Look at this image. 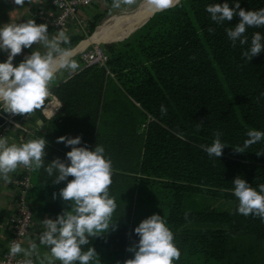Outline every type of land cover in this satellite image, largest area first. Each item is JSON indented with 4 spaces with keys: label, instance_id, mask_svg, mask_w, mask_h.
Listing matches in <instances>:
<instances>
[{
    "label": "trees",
    "instance_id": "trees-1",
    "mask_svg": "<svg viewBox=\"0 0 264 264\" xmlns=\"http://www.w3.org/2000/svg\"><path fill=\"white\" fill-rule=\"evenodd\" d=\"M225 2L264 9V0H180L156 12L124 42L105 44L106 66H84L52 88L62 106L48 122L45 166L57 157L66 160L71 146L58 143L61 136H80L77 146L90 150L103 145L113 165L110 196L117 209L110 229L82 246L96 249L91 264L133 258L128 249L140 239L135 228L157 213L181 250L174 264H264V220L239 214L233 194L237 176L257 190L264 183V155H257L264 140L235 151L248 130L264 131V51L251 61L243 56L253 34L264 35V27L247 28L248 44L233 46L226 29L240 17L217 25L206 11L209 4ZM69 37L70 45L62 46L72 49L83 35ZM217 132L227 145L221 157H209L201 145L213 143ZM34 172L37 181L53 183L43 168ZM203 194L230 199L234 207H185L187 199ZM70 207L60 198L55 218ZM214 226L219 228L209 229Z\"/></svg>",
    "mask_w": 264,
    "mask_h": 264
},
{
    "label": "clouds",
    "instance_id": "clouds-1",
    "mask_svg": "<svg viewBox=\"0 0 264 264\" xmlns=\"http://www.w3.org/2000/svg\"><path fill=\"white\" fill-rule=\"evenodd\" d=\"M23 4L24 0H15ZM33 2V0H31ZM136 0H113V7L133 5ZM151 11L161 12L176 7L180 0H147ZM231 7L228 2L209 4L206 11L217 25L231 21L235 16L240 21L234 27L226 29L233 46L237 42L241 46L248 44L247 28L264 27V9L258 11L241 8L240 2ZM214 32V28L209 29ZM69 35L64 30L50 35L48 24L37 23L35 19L19 24L0 26V50L8 54L6 61L0 62V110L12 114H34L45 107V101L51 95L50 88L61 70L75 71L78 63L72 59L73 50L62 45H70ZM40 45L44 51L33 50L18 66L14 58L23 49ZM264 51V35L257 31L251 38V44L243 56L251 61L253 57ZM161 115L167 114V108L161 105ZM17 127L19 124L16 125ZM200 126L197 125V128ZM217 132L213 143L201 145L209 157H221L227 143L220 139ZM242 146H236L235 151L245 152L252 145L264 140V131L250 129ZM183 139V135H180ZM82 137L61 136L58 143L71 146L66 154V160L59 157L45 166L47 155V140L43 137L30 139L17 144L9 143L6 137L0 136V179L11 181V173L23 167L32 171L43 168L52 182L59 184L68 181L58 195L70 209L58 215L57 218H46L42 221L43 231L39 235L40 245L50 249V255L40 260V264H91L96 258L94 247L86 251L82 246L89 244V237H99L106 233L113 224V216L117 209L116 201L110 196V186L113 183V165L105 155L103 145H96L90 150L81 144ZM257 155H264L258 151ZM69 177L73 179L68 180ZM233 194L238 199V213L244 216L254 215L264 220V183L259 190L252 187L244 178L237 176L233 180ZM57 194H53L55 199ZM140 237L137 244L128 249L134 253L133 258L124 264H174L181 257V250L174 242V233L160 214H153L144 219L136 228ZM31 251H37V245H30ZM24 251L20 243L10 245V253L15 255ZM30 254V253H29ZM31 264V261H29Z\"/></svg>",
    "mask_w": 264,
    "mask_h": 264
},
{
    "label": "crops",
    "instance_id": "crops-1",
    "mask_svg": "<svg viewBox=\"0 0 264 264\" xmlns=\"http://www.w3.org/2000/svg\"><path fill=\"white\" fill-rule=\"evenodd\" d=\"M108 3V0H102L86 9L85 16L88 19V24L92 22V20H94L97 14L103 12L105 5H107ZM54 13L55 12L49 0H33V2H31V0H24L23 4H17L15 0H0V26H3L5 24H19L30 19H35L37 23L48 24L50 35H54L57 33V31H55V29L51 25V16H53ZM66 33L69 36L82 34L69 32ZM93 34H91L90 36H92ZM89 46L90 45H88L83 51H85ZM33 50H40L41 52L44 51V49L40 45H33L32 48H25L23 49L21 54L17 55L14 58V65L18 66L26 56L31 55ZM77 54L73 55V57ZM7 58L8 54L0 50V62L6 61ZM77 63L79 65L77 70H61L59 73H57L56 79L50 88L51 95L45 101V107L43 109L37 110L34 114L31 115L15 114V117L12 120L13 122L7 125L6 133L4 136L8 139V142L10 144L13 142L20 144L23 142H27L30 139H37L41 137L46 139V135L48 134L47 131L49 128L48 122L56 116L62 106L58 97L54 93H52L51 90L54 86L68 80L72 75H74L84 67L83 63ZM52 108H54L53 112ZM17 124H19L18 127L16 126ZM61 151L64 152L62 149ZM20 169L21 168L17 169L16 172L10 174V182H5L0 179V253L4 251L8 246L9 231L7 220L12 213L14 200L12 179L20 173ZM36 176L37 175L33 171L32 186L29 194L31 197L30 200L35 207V221L36 224L40 226L41 233L43 231L42 221L46 218L55 219L56 216L53 210L54 205L60 199L58 193L61 188L66 186L68 181H66V183L59 184L39 182L36 180ZM54 193L57 194V197L55 199L53 198ZM40 233L38 234V236L40 235ZM38 236L36 237L34 242L37 245L36 258L38 263L40 264L41 259H43L46 255H50V249H48L46 246L40 245V243H36ZM58 262L59 261H56L55 264H57Z\"/></svg>",
    "mask_w": 264,
    "mask_h": 264
},
{
    "label": "built area",
    "instance_id": "built-area-1",
    "mask_svg": "<svg viewBox=\"0 0 264 264\" xmlns=\"http://www.w3.org/2000/svg\"><path fill=\"white\" fill-rule=\"evenodd\" d=\"M54 10L51 16V25L55 31L64 30L69 33H82L88 28V19L85 16L87 8L102 0H49ZM109 60L107 51L96 46L84 57L83 65L97 64L106 66ZM15 114L3 115V122L0 123V136L4 137L6 127L12 123ZM33 171L21 167L20 173L12 179L14 189L13 210L7 220L8 246L0 253V264H39L36 252H32L30 245L41 229L35 221V207L29 198V191L32 186ZM20 243L22 248L27 247V253H10V245ZM30 253V254H29Z\"/></svg>",
    "mask_w": 264,
    "mask_h": 264
},
{
    "label": "bare ground",
    "instance_id": "bare-ground-1",
    "mask_svg": "<svg viewBox=\"0 0 264 264\" xmlns=\"http://www.w3.org/2000/svg\"><path fill=\"white\" fill-rule=\"evenodd\" d=\"M153 13L147 0H143L133 9L112 16L98 25L92 36L80 42V44L73 49V55L83 52V50L91 44H107L127 39L141 28ZM53 110L54 108H52V112Z\"/></svg>",
    "mask_w": 264,
    "mask_h": 264
},
{
    "label": "rangeland",
    "instance_id": "rangeland-1",
    "mask_svg": "<svg viewBox=\"0 0 264 264\" xmlns=\"http://www.w3.org/2000/svg\"><path fill=\"white\" fill-rule=\"evenodd\" d=\"M108 1H109V3L107 5H105L103 12L99 13L95 16L94 20H92V22H90L88 24V28L85 30V32H83V34H79V35L75 34L77 36L83 35V37H81V40L74 46V48L82 40L87 39L91 34H93L98 25L105 22L106 20H108L109 18H111L114 15H117V14H120L124 11H128V10L133 9L134 7L139 5L143 0H136L135 4L130 5V6L129 5H122L120 8H114L112 6L113 0H108ZM92 24H96L95 30L93 32L90 31V27L92 26ZM121 42H124V41L122 40ZM118 43H120V41L113 43V44H118ZM96 46H99V47H101L107 51V49L105 47V43L104 44L103 43L102 44H92L85 51L77 54L72 59H74L76 62L83 63L84 57L86 56V54H88ZM74 48H72V49H74ZM7 114H10V113L4 112L3 110H0V116L3 117V115H7ZM193 200L195 202H192ZM185 207L189 210L200 209V210H209V211H214V210L230 211L234 207V201H232L230 199L222 198V197H216V196H210V195H204L203 194V195H195V196H193V199H187ZM188 227H190V228H201V227L204 228L203 225L202 226L201 225H188ZM219 227L223 228L224 226L219 225ZM219 227L214 226V227H209V229H216Z\"/></svg>",
    "mask_w": 264,
    "mask_h": 264
},
{
    "label": "water",
    "instance_id": "water-1",
    "mask_svg": "<svg viewBox=\"0 0 264 264\" xmlns=\"http://www.w3.org/2000/svg\"><path fill=\"white\" fill-rule=\"evenodd\" d=\"M155 13H156V12H155ZM155 13H153V14L151 15V17H152ZM151 17H150V18H151ZM150 18H149V19H150ZM149 19H148V20H149ZM148 20H147V21H148ZM147 21H146V22H147ZM146 22H145V23H146ZM145 23H144V24H145ZM144 24H143V25H144ZM23 249H24V251H22L23 253H27V252H28V249H27V248H23Z\"/></svg>",
    "mask_w": 264,
    "mask_h": 264
}]
</instances>
